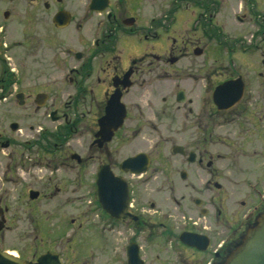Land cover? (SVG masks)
I'll return each mask as SVG.
<instances>
[{"label":"flooded vegetation","instance_id":"af4514ba","mask_svg":"<svg viewBox=\"0 0 264 264\" xmlns=\"http://www.w3.org/2000/svg\"><path fill=\"white\" fill-rule=\"evenodd\" d=\"M11 31H20L15 46L27 60L43 54L45 43H70L63 67L55 54L37 62L67 69V100L59 98L62 84L52 92L13 87L19 76L2 53ZM13 102L46 112L55 126L25 129L0 119L8 171L26 164L17 148L55 152L85 134L84 157L71 151L65 161L73 164L72 181L87 187L89 211L100 213L101 225L73 231L59 251L44 249L29 243L22 217L0 199V253L35 262L52 252L61 264H223L264 210V0H0V105ZM122 111L107 139L100 123H115ZM141 121L153 129L151 148L163 146L124 157ZM139 153L148 157L142 173L121 167ZM175 157L179 170L172 169ZM100 171L119 217L99 203ZM36 192L31 201L40 198Z\"/></svg>","mask_w":264,"mask_h":264},{"label":"rangeland","instance_id":"374dc122","mask_svg":"<svg viewBox=\"0 0 264 264\" xmlns=\"http://www.w3.org/2000/svg\"><path fill=\"white\" fill-rule=\"evenodd\" d=\"M8 33L6 34V36L8 35L7 37L2 38V41L7 39L8 43L7 46H2V49L5 50L2 53L3 58L11 63L10 66L15 68L19 76L18 83L13 87L43 88L52 92L53 84L57 86L62 84V93L59 94V98L63 101L67 100L65 99L66 93L63 92L67 84L63 76L67 69L62 68L61 71H58L56 68L49 69V66L41 68L37 62L40 58H44L42 55L49 58L55 54L57 65L63 67L62 60L64 57L62 56L65 53L68 55L66 48H69L70 43L66 41L58 49H56V46L45 43L43 54L35 60L29 58L27 60L25 48L23 46H15V42L21 40L20 31ZM68 33L67 31L64 33L65 40L69 39ZM172 35L179 36L181 31L174 30ZM38 113L41 115L39 116ZM38 113L35 114L27 106L19 107L14 102L0 105V119L6 125L16 121L25 129L29 128L31 124H39L45 131L53 130L55 123L50 120L47 113L42 111H38ZM138 128L140 132L133 141L128 142L132 138L131 136L125 140L123 147L124 157L138 151L156 154L155 151L161 150L163 146V143H161L157 149H152L151 147L156 143L154 132H152L153 129L149 128L143 121L140 122ZM130 131L131 129L126 127V133L131 135ZM173 137H175L176 141L173 143H178L177 137L175 135ZM86 141L87 137L85 134L79 135V137L74 136L65 144L62 143L58 146L55 152L49 153H44L41 150L37 151L35 148L29 150L17 148V151L23 154L26 164L24 167H18L16 172L8 171L6 165L9 160L5 154L0 158V199L2 204L8 206L12 212L22 217V225L23 228L25 226L24 229L28 232L30 244L43 242L44 249L53 248L59 251L69 246L73 231L100 229L101 224L97 218L100 213L93 217V208L91 207L89 211L90 204L88 200H91L92 196L88 194L86 186L83 184L77 186L72 181L73 175L70 168L73 164L66 162L71 151H75L84 157ZM221 149V153L226 156L225 148L221 147ZM167 151L170 152L168 148L165 152L167 153ZM174 159L176 162H173L172 169L177 168L179 170L182 167V165L178 164L179 158L175 157ZM224 162L221 161V164ZM11 164L14 165V162ZM157 165V162L152 163L154 167ZM17 176L22 180L21 183L14 182V178ZM11 178L13 181H9ZM217 181L226 189V175L221 173ZM29 190L38 191L40 198L37 201H31L28 196ZM87 215H91V217ZM72 220L74 221L72 222ZM79 220L83 222L81 228L77 226ZM101 240V236L93 238L94 242H101ZM114 241V246H117L116 240Z\"/></svg>","mask_w":264,"mask_h":264},{"label":"water","instance_id":"95a60500","mask_svg":"<svg viewBox=\"0 0 264 264\" xmlns=\"http://www.w3.org/2000/svg\"><path fill=\"white\" fill-rule=\"evenodd\" d=\"M123 117L124 111L116 118L115 123H104L107 121L105 119L100 123L103 131H109L107 139H110L112 129H117L122 124ZM12 127H15V125L13 124ZM73 156L77 157L78 155ZM147 165L148 157L145 153H139L133 157H129L121 163L122 168L130 169V171H134L135 173H142ZM101 175L102 171L98 173L96 180L99 203L103 209L110 211L112 216L119 217L117 213L112 211L113 207L106 200L104 191L110 186L103 183ZM37 196L38 193L36 191H30V199H35ZM133 256L134 254H129L130 259H132ZM0 264H61V259L56 253L46 252L40 255L35 262H21L14 256L12 257L0 253ZM223 264H264V210L256 218L254 224L247 229L239 244L234 248Z\"/></svg>","mask_w":264,"mask_h":264}]
</instances>
